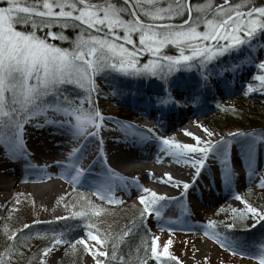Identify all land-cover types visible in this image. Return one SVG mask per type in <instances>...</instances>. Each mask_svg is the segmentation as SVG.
Wrapping results in <instances>:
<instances>
[{
	"label": "snow or ice",
	"instance_id": "snow-or-ice-1",
	"mask_svg": "<svg viewBox=\"0 0 264 264\" xmlns=\"http://www.w3.org/2000/svg\"><path fill=\"white\" fill-rule=\"evenodd\" d=\"M195 8L203 15L193 14V7L186 0H147V6L142 0H126V3L124 0H32L30 4L19 0H0V113H5L7 108L6 116L10 117L4 124L5 143L15 152H24L20 121L25 114L35 115L34 110L42 107L47 99L57 100V103H49L48 108L59 110L62 116L75 117V120L61 121L70 130L83 132L90 123L92 131L87 135L98 136L104 117L96 111L85 113L83 104L86 100H91L95 87L94 74L107 68L133 76L159 77L163 82V96L158 97L156 103L161 106L180 104L182 101L172 95L169 83V78L176 69H191L194 65L202 69L199 84L186 80L182 82V86L203 89L210 83L209 62L238 48L246 40L251 41L258 30H264V4L255 6L254 0H204L202 4H195ZM186 11L188 18L184 19ZM137 13H142L145 18ZM55 26L58 29L52 30ZM68 28L79 30L74 37L59 30ZM40 29L47 31L41 35ZM120 30H123L122 35ZM242 32L246 35H241ZM136 33L138 41L133 39V34ZM48 37L68 41L71 47H62ZM167 46H175L179 54H166ZM145 54L153 58L142 61L141 57ZM258 63L259 68L264 70V59H260ZM256 78L260 82L259 90L264 92V71ZM66 84L78 85L87 92L79 98L64 95L61 90ZM247 88L252 92L255 85L249 83ZM9 100L12 106H9ZM97 116H100L99 120ZM108 119L113 118L109 116ZM204 131L209 136L212 135L207 128ZM191 135H194L195 143H181L168 136H159L158 140L163 142L166 154L184 156L191 153L188 161L196 165L193 181L202 173L210 156H221L225 168H228L232 134L220 136L218 140H203L199 135ZM241 135L239 130L235 132V136ZM243 135L248 136L247 133ZM258 139L264 144V136ZM256 147L257 138L249 137L242 150L251 157ZM83 172L84 168L75 164L74 172L66 175L75 183ZM231 174L230 170L225 171L227 181H230ZM117 176L119 173L108 166L103 182L96 185V194L102 199L115 201L117 198L113 195V180ZM168 179L171 180L172 177L169 175ZM190 187L189 182L183 183L185 190ZM236 195L243 201L244 207L233 209L236 213L234 220H238L244 227H251L264 220V205L254 206L239 193ZM139 199L143 202V210L139 216L140 224L143 225L145 213L155 212L157 218L161 217V209L166 208L172 198L151 191L150 195H141ZM92 210L95 211V208ZM68 215L85 219L87 237L103 243L106 249L110 242L117 239L112 236L110 240H105L98 235L99 229L94 224H87L90 213L86 215L85 211H70ZM248 219L253 223L246 224ZM207 224L213 228L214 236H222L214 230L216 221L209 219ZM27 227L26 225L25 228ZM227 227L233 228L234 225L230 223ZM17 235V232H12L13 237ZM30 235L44 236L46 233L37 231ZM127 235L128 233H121L122 238ZM144 236L147 239L141 241L144 252L143 257L138 258V264H149L150 258L161 264H172L174 259L179 260L178 257L171 256L169 243H164L161 252L158 251L155 234H150L145 229ZM53 237L50 239L52 247L63 243L73 246L82 243L93 256L101 252L99 247L93 249L85 236L72 241H65L60 233H54ZM224 242L229 244V250L236 247L229 243V238H225ZM117 247V244L112 243L110 253H105L109 259L97 260L96 264H114L117 258L124 264V257L119 256ZM7 251L10 257H15V247H9ZM49 251L48 246L43 248V252ZM241 253L243 254L242 250ZM258 258L260 264H264V244ZM0 264H5L2 254ZM179 264H183V261H179Z\"/></svg>",
	"mask_w": 264,
	"mask_h": 264
},
{
	"label": "rangeland",
	"instance_id": "rangeland-1",
	"mask_svg": "<svg viewBox=\"0 0 264 264\" xmlns=\"http://www.w3.org/2000/svg\"><path fill=\"white\" fill-rule=\"evenodd\" d=\"M57 29L58 26H55L52 30ZM59 30L65 32L69 30L66 34L69 37H74L79 29L68 28ZM201 30H203L202 25ZM46 31L47 29H40L39 33L43 35ZM122 31L123 30H120L121 35ZM262 33H264V30H258L251 41L246 40L238 48L232 49L228 53L221 54L215 61L209 62V72L211 73L209 78L210 83L203 89L195 86L192 87L191 89L197 88V90H190V97L192 98L190 101L185 99V94L172 92V95L176 97V99L182 101V103H172L161 106L156 103V100L158 97L163 96V94L160 96L158 94L159 91L162 92L163 90L161 91L159 89L155 91L144 86L158 81L162 82L159 77L133 76L120 73L114 68H107L95 73L93 78H95L97 74L108 72L109 75L113 73V77L119 76L129 81H137V83H130L129 85L126 83H118L116 85L117 89L115 90H108L98 86L100 87L101 95L96 96L95 93H93L94 95L91 96V100H86L84 102L83 108H89V112L96 111L100 114H104L102 107H105L109 111H112V115L119 121L125 123H138V115L140 112H144L146 115L151 114L153 117H156L161 114L159 111L161 108L164 111H169L172 110L170 107H175V113H180L186 118V120H183V126L191 130L195 135H199L203 140H213L215 136L223 135L237 129H247L258 133V135L264 136V92L259 90L260 82L258 79L256 80V74L254 77L249 76L250 70L253 69L251 65L257 62L252 48L255 46L259 49L261 54H263L262 58H264V40L261 37ZM241 35H246V33L242 32ZM48 39L62 47H71L68 41L54 37H48ZM133 39L138 41V33L133 34ZM166 54L176 55L179 53L175 46H167ZM149 58L153 57L145 54L141 57V60L144 61ZM201 71L202 69L194 65L191 69L178 68L172 76L178 75V82L180 85L186 80L192 81L194 84H199ZM229 72L239 75L235 82L233 81L234 79H231L229 82L221 80V75L225 73L228 74ZM142 79L144 81L141 84L140 80ZM171 81L175 82L174 79ZM110 82L112 83V79ZM249 83L255 85L253 92H256L257 95L254 94V98L247 94V91H249L247 85ZM241 85L243 89H238ZM95 87H97L96 84ZM73 89L76 91H73ZM133 90L136 93H134ZM225 90L227 92L223 93ZM61 91L62 94L72 98H79L78 96L74 97L76 92H78L79 95L86 93V89H81L78 85L74 84H66ZM141 103L145 104L144 110H140L136 107V105ZM47 105L48 104L44 103L42 107L35 109V114L41 111L46 113L57 111L60 113L59 110L50 109ZM9 106H12L11 100H9ZM16 107L19 111L18 106ZM238 107H240V109L242 108L241 110L245 111L246 115L241 114L238 111ZM6 113L7 108L5 109V113H0L1 140L4 139V135L6 134L4 124L7 122V119L10 118L6 116ZM249 114L254 116L253 118H255V120L249 117ZM29 116L31 115H24L23 120L20 121L21 125L28 121ZM64 116L66 120H75V117ZM17 119H19V117H17ZM149 120L152 124L154 123L153 119L150 118ZM180 121L181 120L178 121V119L174 121L163 119L161 122L171 125ZM257 123H259V125H255ZM90 125L89 123L86 126ZM201 125H203V127H201ZM204 128H207L212 135L209 136L208 132L204 131ZM153 132L157 134V137L149 136L151 142H149L150 146H148V148L151 150L163 146V142L158 140L159 136L170 135H163L162 133L166 132L157 129L155 126ZM138 162L141 164L142 161ZM105 175L106 174H102V177L104 178ZM261 178L263 177H260L256 173L251 176L253 181H258ZM119 181L122 182V187L119 186ZM79 187L90 189L82 185H67L66 196L54 207V211L50 215L42 213L38 219H28L24 210L27 206L30 207L32 205L31 197L24 189L12 185L9 193V200L0 205V254H2L4 262L8 263L12 261V259L9 260L10 256L7 248L15 247L16 255H22L21 258L26 264H51V257L46 260L41 259V257L46 254L43 252V248L49 246L50 250H56L62 247V254L57 264H63L62 259L65 255H68L67 260L69 264H96L98 257L103 255V247L100 242L98 243L101 252L97 256H93L82 243H77L79 246V249L76 248L78 250L77 252H74L71 246H68V243L52 247L51 244H47L48 242L42 239V237L49 241L51 238H54L53 235H49L50 232L48 230L39 231L37 226L51 223L57 220L56 218H61L66 212L69 213L73 210L93 212L97 221L107 222L109 220H116L119 222L122 219H129L135 213H140L143 210V202L139 199V196H147L151 194V191H156L172 199L169 201L170 204L168 203L166 208L161 209V217L157 218L155 212L145 213L146 223L151 234L157 236L158 251L163 252L164 243H169V252L171 256L173 258H179V260L174 259L172 264H179V261H183V264H260L258 257L262 244H260L259 241L264 242V220L251 227L241 226L238 220L233 219V217L236 216L233 209L244 207L243 201L236 195L237 193L248 199L254 206L264 205V188L259 189L253 188L252 186L235 187L234 190L228 192L227 202L219 201V198H216L215 201L207 203L202 199H198V197L189 196L188 189L171 194L160 192L149 183L140 182L137 184L133 180H127L125 178L120 179V177H115L113 180V195L117 198L115 201L107 198L102 199L96 194L95 189H90L96 195V197L93 196V199H91L89 195L79 193ZM144 189H149L150 191L145 192ZM16 207L19 208L18 213L22 217L20 222H16L12 216L8 217ZM93 207L95 211L92 210ZM209 219L217 222L214 229L215 232L216 229L224 228L223 226H227L235 221L234 226L236 229H234L229 236V243L236 245L235 248L229 250V244L224 242V239L228 237H224L223 235L216 237L213 235V228L207 224ZM37 221L41 223H35ZM245 223L252 224L253 221L248 219ZM26 225L28 226L27 228H25ZM169 228H171V231H169ZM37 231L44 232L46 235H30V233H35ZM87 231V229H80V236ZM12 232H17V237H13ZM247 234L250 235L249 238ZM38 240L41 242L37 243ZM35 245H37L36 249ZM203 245H208L209 247L202 251L200 247ZM26 251H28V253ZM80 251L82 253H80ZM67 252H69V254ZM24 253L26 258L23 256ZM78 253L81 254L80 257ZM164 259L167 260V258ZM149 264H161V262L155 261L154 258H152L149 260Z\"/></svg>",
	"mask_w": 264,
	"mask_h": 264
},
{
	"label": "bare ground",
	"instance_id": "bare-ground-1",
	"mask_svg": "<svg viewBox=\"0 0 264 264\" xmlns=\"http://www.w3.org/2000/svg\"><path fill=\"white\" fill-rule=\"evenodd\" d=\"M252 50L257 62L251 65L253 69L250 70L249 76L254 77L256 74L257 77L264 71L259 68L258 63L264 58L255 46ZM238 77L236 73L229 72L222 74L221 80L229 82L234 79L235 82ZM242 87L241 85L238 89H243ZM225 92L227 91H223ZM247 94L254 98L256 92L247 91ZM136 107L144 110L145 104L141 103ZM170 109L172 110L164 111L161 108L159 119L152 118L156 128L181 143H195L194 135H191L194 133L183 126L185 116L175 113V107ZM102 111L103 127L98 129L99 135L95 137L87 135L91 133L92 125L85 126L83 132H75L61 123L66 120L65 116L55 111L40 115L22 130L23 153L13 151L0 139V205L9 200L11 187L15 185L24 189L31 197L32 205L24 210L28 219H38L42 213L50 215L54 207L66 196L67 185L91 184L95 189L98 182H103L102 174H106L108 166L119 173L117 177L120 179L133 180L137 184L149 183L160 192L175 194L183 191V183L187 181L191 185L188 195L203 201H215L219 198V201L227 202L228 192L235 187L264 188V144L259 142L258 138L262 135L258 133L237 129L242 133L239 137L235 136L237 130L215 136L214 139L218 140L220 136L227 137L232 134L228 168H225L221 156H210L202 173L193 181L196 165L188 161L190 152L184 156H174L171 153L166 154L164 145L153 150L148 148L151 142V139L146 138L150 131V114L140 112L138 123H125L114 117L112 111L105 107H102ZM109 116L113 119H108ZM97 119L99 120L100 116ZM163 119L181 121L168 125L161 122ZM245 133L248 136L243 135ZM249 137L257 138L256 151L251 157L242 150ZM85 141L87 143H84ZM138 161H142L141 164ZM75 164L84 168V172L78 181L73 183L66 173L74 172ZM228 170L232 173L230 181L225 179V171ZM255 173L263 178L253 181L251 176ZM169 175L171 180L168 179ZM118 183L122 187V182ZM18 210V207L14 208L8 217L12 216L16 222H20L22 217ZM82 236L90 241L93 248L99 247L98 241L87 237V232ZM208 247L203 245L200 250L204 251ZM61 254L62 247L50 250L43 256V260L51 257V264H57Z\"/></svg>",
	"mask_w": 264,
	"mask_h": 264
},
{
	"label": "trees",
	"instance_id": "trees-1",
	"mask_svg": "<svg viewBox=\"0 0 264 264\" xmlns=\"http://www.w3.org/2000/svg\"><path fill=\"white\" fill-rule=\"evenodd\" d=\"M19 2H26V3L30 4V3H32V0H19ZM90 2H95V0H90ZM124 2L126 3V0H124ZM142 2L145 4V6H147V0H142ZM186 2L193 7V14L203 15L202 12H200L198 9L195 8V4H198V3L202 4V3H204V0H186ZM215 2H221V0H215ZM233 2H238V0H233ZM263 3H264V0H254L255 6H260ZM129 7H131V5H129ZM137 14L141 15V18H145L142 13H137ZM183 18L184 19L188 18L187 11L185 12V15ZM18 27H20V26L18 25ZM21 27H25V26H21ZM66 32H69V30H67ZM261 37L264 40V33H262ZM113 75H114L113 73L111 75H109L108 72L97 74L95 76V78H93L97 87L93 88L91 96L93 95V93H95L96 96H100V87H98V86H101L102 88L108 89V90H115V89H117L116 85L118 83H120V84L126 83L127 85H129L130 83H137V81L136 82H134L133 80L129 81V80L123 79L122 77H119V76L113 77ZM111 79H112L113 84L110 82ZM173 79L175 80V82L171 81ZM140 81L142 84L144 80L142 79ZM140 81H138V82H140ZM162 83L163 82L158 81V82H154L153 84H147L144 86H146L147 88L153 89L155 91H158L160 88L162 90ZM169 83H170L173 91H177L178 93L182 92L183 94H185V99L188 101L190 100V95H191L190 90L191 89L185 88L179 84L178 75L171 76L169 78ZM71 90H72V88H71ZM192 90H194V89H192ZM73 91H76V90L73 89ZM86 92H87V90H86ZM85 94L79 95L78 92H76L74 97L75 96L80 97V96L85 95ZM55 101L57 102V100L47 99V100H45V104L53 103ZM241 109H240V107H238V111L241 114L246 115V112L242 111ZM249 117H252V119L255 120V118H253L254 116H251L250 114H249ZM255 125H259V123L255 124ZM78 190H79V193L89 195L91 199H93V196L96 197L92 192H90L88 190H83V189H78ZM84 211L86 212V215H89V213H90L87 224H94L96 226V228L99 229L98 235H101L103 239L110 240V238L112 236L117 237V239L115 241H112L108 244L107 249L104 247V244L101 243V245L103 247V255L99 256L97 260H108L109 257H108V255H105V253L106 252L110 253L111 248H112V243H115L118 245L117 251L119 253V256L124 257V264H138V258L143 257V252H144V248H143L141 241L147 239V237L144 236L145 229H147L148 232L151 234L150 230L147 227L146 218H145L144 224L141 225L140 221H139L140 213L137 212L133 216H131V218L122 219L119 222H117L116 220H114V221L109 220L107 222H103V221H97L93 212H87L86 210H84ZM231 224L235 225V221L231 222ZM223 227L224 228L216 229V232H218V233H220L223 236L228 237V238H230L229 237L231 235L230 233H232L234 231V229H236L235 226L233 228H228L227 226H223ZM37 229H39V231L40 230H48L50 232L49 235H53L54 233H60L62 235V238L65 241L78 240V238L80 237L79 230L80 229L81 230H85V229L88 230V228L86 226L85 219H83L81 217H77V216H69L67 212L61 218H59V219H57L51 223H47V224L45 223L42 225H38ZM129 229H131V231H129ZM122 232L128 233V235L126 237L122 238L121 237ZM247 237L249 238L250 235L247 234ZM30 238H31V236H30ZM42 239H44L46 242H48L47 244H50L49 243L50 240L47 241L46 238H44V237H42ZM0 240H1V238H0ZM39 242H41V241L38 240L37 243H39ZM259 243L264 244L263 241H259ZM68 246H71V249H73L74 252L78 251L76 249L79 247L78 244L73 246L72 244L68 243ZM36 248H37V245H35V249ZM81 251H83V250H81ZM81 251H80V253H82ZM26 252L28 253V251H26ZM67 253L69 254V252H67ZM80 253H78L79 257L81 256ZM21 256L22 255H15L14 258L9 257V260L12 259V261H10L8 263L9 264H26V262L24 260H22ZM23 256L26 258L25 253L23 254ZM7 258H8V256H7ZM67 258H68V255H65L63 257V259H62L63 264H69ZM150 259H152V258H150ZM8 263L5 262V264H8ZM114 264H121V262L117 258L114 261Z\"/></svg>",
	"mask_w": 264,
	"mask_h": 264
}]
</instances>
